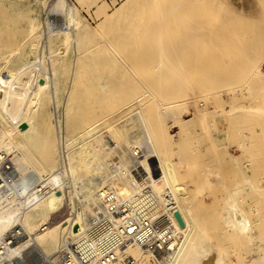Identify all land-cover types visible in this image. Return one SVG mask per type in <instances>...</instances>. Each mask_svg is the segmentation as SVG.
<instances>
[{
	"label": "bare ground",
	"instance_id": "bare-ground-1",
	"mask_svg": "<svg viewBox=\"0 0 264 264\" xmlns=\"http://www.w3.org/2000/svg\"><path fill=\"white\" fill-rule=\"evenodd\" d=\"M157 1L142 4L144 8L157 5L154 2L159 3L157 8L161 4L153 10L154 18L163 17L156 21L161 25L150 31L157 34L166 26L164 29L174 35L166 30L162 34L166 37L160 36L164 42H151L149 49L144 47L147 51L143 49L142 61L154 72L150 84L154 93L172 99L187 96L190 82L195 83L198 93L233 81L237 65L218 68L215 74L205 72L222 64L218 52L198 58L201 53L197 49L221 48V42L210 33L203 34L199 25L205 21L202 16L207 15V6L214 5L207 2L216 0ZM35 6L32 4L34 11ZM123 6L112 15L133 14L135 19L138 13L130 10V14ZM14 8L12 3H0L1 41L7 38L4 27L8 20L4 16ZM55 12L65 14V21L50 22ZM144 12L139 11L140 18ZM45 13L47 21L42 20L41 30L35 31L15 60L19 66L14 72L9 69L0 74V264H8L5 259L14 257L26 264H198L206 256L205 241L199 231L194 233L183 190L163 156L170 150L147 129L142 98L121 105L125 78L113 75L111 67L98 60L83 65L85 53L77 48L93 29L86 26L74 5L53 0ZM259 14L255 17L262 18ZM253 32L264 43V27L255 26ZM67 42L77 48L66 70L57 66L53 56L63 46L66 49ZM139 54L131 56L135 59L132 63ZM160 61L168 65L162 72L156 66ZM180 66L190 67L194 73L172 74ZM126 71L132 73L129 67ZM161 80L169 82L157 83ZM48 98L55 113L45 106ZM166 105L159 106L160 114L172 108ZM135 118L137 131L123 134L122 129ZM240 119L243 117L237 114L232 120ZM140 167L146 174L139 178L136 173ZM66 196L78 199L79 207L67 218L54 221ZM240 224L246 228V223ZM9 241H14L15 247L8 251Z\"/></svg>",
	"mask_w": 264,
	"mask_h": 264
},
{
	"label": "rangeland",
	"instance_id": "rangeland-1",
	"mask_svg": "<svg viewBox=\"0 0 264 264\" xmlns=\"http://www.w3.org/2000/svg\"><path fill=\"white\" fill-rule=\"evenodd\" d=\"M52 1L0 0V3L15 5L12 13L4 16V19L8 20L4 27L7 38L2 40L3 42L0 40V74L9 69L14 72L19 66L15 60L35 31L41 30L42 20L44 23L47 21L45 12ZM142 1L67 0L68 4L78 9L86 26L93 29L81 46L76 47L81 54L85 53L82 54V63L90 65L91 61H101L103 65L111 67L113 75L126 79L123 80L126 87L120 92L122 98L119 96L121 105L126 100L142 98L141 111L147 129L151 131L154 140L164 142V147L170 150L169 154L163 153V156L170 162L174 178L183 190L186 215L194 233L199 231L205 241L206 256L198 264H264V43L259 42L257 34L253 32L255 26L264 27V0L207 2L214 5L207 6L208 12L202 8L207 15L202 16L205 21L202 20L203 25H199L203 34L210 33L216 41L221 42V48L197 49L201 53L198 58L203 59L211 52H218L222 64H218L217 68H208L205 72L215 74L216 69H225L232 65H237L239 71L233 81L214 85L204 92L197 93L195 83L190 82L187 96L172 99L154 93L150 86L154 72L148 70L149 64L142 61V52L149 49L147 44L164 42L160 36L166 37L162 34L168 30L163 26L157 34L150 31L158 29L159 26L156 25L160 23L156 21L163 17L154 18L155 13L153 15L159 3L154 2L157 5L151 4V7L148 5V9H145L147 7H142V4L146 0ZM32 4L36 5L35 11ZM139 4L147 12L140 6L141 9L138 8L137 11L136 6ZM234 4L236 6H233ZM245 4L252 6L244 7ZM122 5H125V10L129 9L128 12L132 10V13H138L135 17L141 21H136L131 11V17L124 15L127 19L124 16L112 15ZM141 10L144 13L140 18ZM248 11L255 15L261 12L263 19L258 15L257 18L250 15ZM131 18L136 22L130 20ZM49 20L60 24L65 21V14L52 13ZM174 26L172 29L175 31ZM66 46V49L63 46L56 50L66 52H58L53 59L57 61V66L67 70L76 48L68 42ZM136 51L140 52V59L137 57L139 62L136 60L134 63H139V66L132 63L134 58L131 59L136 55ZM160 62L156 66L159 65L158 68H161L162 72L168 65ZM125 67H129L132 73L127 72ZM132 68L139 70L134 71ZM178 68L180 70L172 74L194 73L189 70L190 67ZM21 77L26 81L24 77L27 76ZM168 82L169 80H161L157 83ZM134 88L135 90H132ZM165 104L172 108L163 109V114H160L159 106L165 108ZM45 106L48 110L56 112L49 98ZM192 112H195L194 117ZM237 114L244 120H232ZM46 120L49 121V118ZM137 124L139 122L135 118L128 128L122 129V133L133 135L139 126ZM64 132L62 125L61 145ZM1 146L0 140L2 152ZM162 151L166 152L164 148ZM195 155L197 159H194ZM2 162L0 160V164ZM76 207H79V200L66 196L53 220L67 218L68 213ZM242 222L246 223L245 229L240 224Z\"/></svg>",
	"mask_w": 264,
	"mask_h": 264
},
{
	"label": "built area",
	"instance_id": "built-area-1",
	"mask_svg": "<svg viewBox=\"0 0 264 264\" xmlns=\"http://www.w3.org/2000/svg\"><path fill=\"white\" fill-rule=\"evenodd\" d=\"M50 21V20H49ZM146 174V172L140 167V169H139V173H136V175H137V177H141L140 175H145ZM15 243H14V241H9L8 242V251L11 249V248H13V247H15V245H14ZM5 261H6V263H8V264H26V262L24 261V260H22L21 258H6L5 259ZM60 264V263H59Z\"/></svg>",
	"mask_w": 264,
	"mask_h": 264
}]
</instances>
